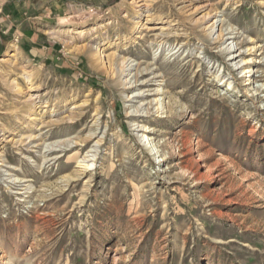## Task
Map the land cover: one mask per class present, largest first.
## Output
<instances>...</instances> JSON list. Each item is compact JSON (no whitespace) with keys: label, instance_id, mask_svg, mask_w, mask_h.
<instances>
[{"label":"rangeland","instance_id":"rangeland-1","mask_svg":"<svg viewBox=\"0 0 264 264\" xmlns=\"http://www.w3.org/2000/svg\"><path fill=\"white\" fill-rule=\"evenodd\" d=\"M0 264H264V0H0Z\"/></svg>","mask_w":264,"mask_h":264},{"label":"bare ground","instance_id":"bare-ground-1","mask_svg":"<svg viewBox=\"0 0 264 264\" xmlns=\"http://www.w3.org/2000/svg\"><path fill=\"white\" fill-rule=\"evenodd\" d=\"M213 25L214 24H211V26H210V28H213ZM220 31H221V29H220ZM229 49H226L225 48V51H228ZM241 54H235V56L234 57H239ZM104 60V55L103 56H101V60L100 61H103ZM112 60H114V59H112ZM240 62H242L243 64H245V63H248L247 62V60H245V59H243V58H241L240 59V61H239V63ZM112 64H114V61L112 62ZM111 64V65H112ZM112 67V66H111ZM241 68V72H243L246 68L244 67V66H241L240 67ZM112 71H114V70H112ZM247 71L249 72V73H251V75H253L256 71H254L253 70V68H249V69H247ZM253 73V74H252ZM134 94H136V93H133V95ZM156 100V104H158L157 105V107H156V111L158 112V109H159V107H161L162 108V102H159V100H157V99H155ZM140 136H141V139H142V141L144 142V143H147L149 146V148H150V151H154V150H156V146H155V144H153L152 143V141H151V138L149 137V135L147 134V133H141L140 134ZM85 161H87L85 158H82L81 160H79V162L83 165V168L84 169H88L93 163L91 162V163H89V162H85ZM81 165V166H82ZM92 167V166H91Z\"/></svg>","mask_w":264,"mask_h":264}]
</instances>
